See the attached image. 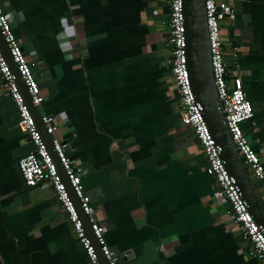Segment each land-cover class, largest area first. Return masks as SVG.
I'll return each mask as SVG.
<instances>
[{
  "label": "crops",
  "instance_id": "0c3cea01",
  "mask_svg": "<svg viewBox=\"0 0 264 264\" xmlns=\"http://www.w3.org/2000/svg\"><path fill=\"white\" fill-rule=\"evenodd\" d=\"M226 81L240 76L253 108L241 125L264 163V0H226ZM43 98L39 115L79 168L121 264H260L191 131L180 122L167 44L168 0H0ZM232 55H234L232 57ZM0 87V264H86L49 187L26 188L31 147Z\"/></svg>",
  "mask_w": 264,
  "mask_h": 264
},
{
  "label": "built area",
  "instance_id": "2783aa9c",
  "mask_svg": "<svg viewBox=\"0 0 264 264\" xmlns=\"http://www.w3.org/2000/svg\"><path fill=\"white\" fill-rule=\"evenodd\" d=\"M203 9L211 78L219 102L223 124L249 178L264 203V163L251 149L241 130V125L252 119L253 108L244 94L239 74L233 73L232 78L226 81L224 50L220 30L223 22L233 20V11L226 0H203ZM167 17L165 24L167 44L171 48L168 63L171 79L178 96L181 125L191 131L204 155L205 174L215 182L212 199L217 205L228 206L233 223L238 227L243 239L250 244L252 255L260 264H264V230L254 223L247 212L246 205L242 201L233 179L227 174L222 161L218 157V148L211 139L202 121L199 107L194 102L191 94L185 61L181 0H168ZM0 36L26 89L30 104L38 110L43 98L1 6ZM0 87L15 109L18 131L28 139L31 147L30 151L17 162L18 173L24 186L26 188L49 187L52 190L70 226L72 238L82 249L86 264H99L95 249L82 228L78 214L68 198L49 152L1 53ZM39 121L44 128L45 135L50 139L51 150L56 161L62 169L72 193L78 200L80 212L86 218L101 257L107 264H116V259L105 243L104 230L94 219L89 198L82 188L79 168L65 155V142L54 136L55 128L52 118L40 115Z\"/></svg>",
  "mask_w": 264,
  "mask_h": 264
},
{
  "label": "water",
  "instance_id": "95a60500",
  "mask_svg": "<svg viewBox=\"0 0 264 264\" xmlns=\"http://www.w3.org/2000/svg\"><path fill=\"white\" fill-rule=\"evenodd\" d=\"M181 11L182 24L184 28L186 70L194 102L199 107L202 121L206 126L215 146L218 148V157L222 161L227 174L233 179L238 193L246 205L247 212L251 216L254 223L264 230V203L249 178L245 167L243 166L241 159L229 138L223 124L219 102L215 95L209 64L203 0H181ZM0 53L14 78V82L16 83L25 104L29 109L30 115L33 118L41 139L55 165L57 175L59 176L61 183L64 185L68 198L72 202L73 207L78 214L82 228L87 238L90 240L91 245L95 249L99 264H107L99 253L98 246L91 234L86 218L80 212L78 200L72 193L64 173L56 161V158L51 150L50 139L47 135H45L44 128L39 121L40 115L38 110L30 104L26 89L16 72L15 66L8 55L7 48L1 36ZM26 141H28V139ZM109 250L112 252V256L116 259V264H121L124 261L126 253L119 254L115 248H110Z\"/></svg>",
  "mask_w": 264,
  "mask_h": 264
},
{
  "label": "rangeland",
  "instance_id": "374dc122",
  "mask_svg": "<svg viewBox=\"0 0 264 264\" xmlns=\"http://www.w3.org/2000/svg\"><path fill=\"white\" fill-rule=\"evenodd\" d=\"M222 35V34H221ZM168 60H169V58H168Z\"/></svg>",
  "mask_w": 264,
  "mask_h": 264
},
{
  "label": "trees",
  "instance_id": "16d2710c",
  "mask_svg": "<svg viewBox=\"0 0 264 264\" xmlns=\"http://www.w3.org/2000/svg\"><path fill=\"white\" fill-rule=\"evenodd\" d=\"M170 50H171V48H170Z\"/></svg>",
  "mask_w": 264,
  "mask_h": 264
}]
</instances>
